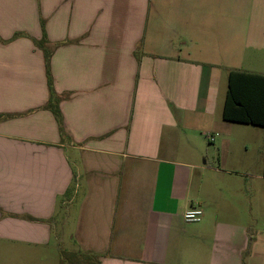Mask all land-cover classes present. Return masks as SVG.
<instances>
[{"label":"crops","instance_id":"crops-1","mask_svg":"<svg viewBox=\"0 0 264 264\" xmlns=\"http://www.w3.org/2000/svg\"><path fill=\"white\" fill-rule=\"evenodd\" d=\"M232 70L264 75V0H0V264H264Z\"/></svg>","mask_w":264,"mask_h":264},{"label":"trees","instance_id":"trees-1","mask_svg":"<svg viewBox=\"0 0 264 264\" xmlns=\"http://www.w3.org/2000/svg\"><path fill=\"white\" fill-rule=\"evenodd\" d=\"M57 119L59 110L51 106ZM228 122L264 127V75L232 70L223 108ZM253 240V235L250 236Z\"/></svg>","mask_w":264,"mask_h":264},{"label":"rangeland","instance_id":"rangeland-1","mask_svg":"<svg viewBox=\"0 0 264 264\" xmlns=\"http://www.w3.org/2000/svg\"><path fill=\"white\" fill-rule=\"evenodd\" d=\"M36 45L44 49V51L46 50L45 44L36 42ZM227 89H228V81L227 78H225V80L223 79L221 81V84L219 85L218 117L220 118H221V111L223 109ZM233 135L239 137L240 139H242L244 143L249 145L250 151L249 154L247 155L249 159V163L252 167L257 168L258 164L255 163V158L256 156H258L259 151L262 150L264 146V127H255L253 125H245V124H234ZM244 153L245 151L242 148H240V154L243 155ZM13 243L15 242L0 239V246L10 245ZM52 244L57 245V241L55 238L53 239ZM68 244L71 245V247H74L75 245V243L72 242L69 238H66L62 244L63 245L62 247L65 249L66 245ZM72 249L74 250V248ZM60 258H63L62 264H84L86 261L85 258L78 259L75 253H67L65 250L64 252L60 253Z\"/></svg>","mask_w":264,"mask_h":264},{"label":"built area","instance_id":"built-area-1","mask_svg":"<svg viewBox=\"0 0 264 264\" xmlns=\"http://www.w3.org/2000/svg\"><path fill=\"white\" fill-rule=\"evenodd\" d=\"M210 140H213L214 137L209 136ZM203 209L200 206H193L184 213V220L187 223H199L203 218Z\"/></svg>","mask_w":264,"mask_h":264}]
</instances>
